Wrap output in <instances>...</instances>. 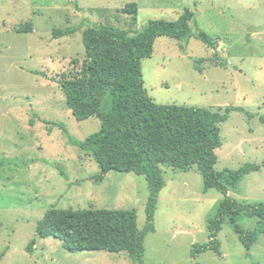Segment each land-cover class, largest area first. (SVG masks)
Instances as JSON below:
<instances>
[{
	"label": "rangeland",
	"instance_id": "374dc122",
	"mask_svg": "<svg viewBox=\"0 0 264 264\" xmlns=\"http://www.w3.org/2000/svg\"><path fill=\"white\" fill-rule=\"evenodd\" d=\"M131 4L139 7L136 15L123 12ZM187 9L195 14L194 32L220 39L218 50L192 38L183 51L180 41L159 38L153 58L142 62L146 92L160 105L222 114L227 107L244 109L253 118L233 112L221 124L215 171L262 166L264 0H0V255L7 251L0 264H135L124 252L72 253L55 237L39 239L33 253L26 251L51 208L136 210L139 229L146 224V178L114 171L99 181L94 157L70 145L56 124L85 141L100 131L101 122L77 121L51 79L79 72L89 25L138 32L152 20L175 22ZM28 26L32 32L19 33ZM68 28L77 31L54 38L55 31ZM163 173L165 187L143 264H264V234L248 257L229 217L218 234L219 253L193 259L194 246L209 242L210 222L224 197L215 189L205 192L197 168ZM230 196L264 203V169L246 176ZM238 223L259 231V219L242 216Z\"/></svg>",
	"mask_w": 264,
	"mask_h": 264
},
{
	"label": "trees",
	"instance_id": "16d2710c",
	"mask_svg": "<svg viewBox=\"0 0 264 264\" xmlns=\"http://www.w3.org/2000/svg\"><path fill=\"white\" fill-rule=\"evenodd\" d=\"M138 11L136 4L123 9L128 15H136ZM194 18L195 14L187 9L175 22L152 20L138 32L88 24L83 33L86 58L81 69L51 80L61 88L77 121L96 117L101 129L80 141L70 135L65 125L56 124V127L66 133L70 145L94 157L102 172L99 181L114 171L146 178L150 195L145 228L139 229L136 210L51 208L38 223L36 238L27 247V253L34 252L39 239L55 237L72 253L124 252L133 263L143 264L145 240L148 234L155 232L159 195L165 187L163 169L188 172L197 168L204 177L205 192L215 189L224 199L210 222L209 242L194 246L193 259L208 251L219 253L218 234L228 217L247 256L251 257L260 233L264 234V203L239 202L230 196V189L237 188L246 176L261 172L264 165L248 164L239 170L215 171L216 151L223 146L221 124L228 121L231 113L246 111L227 107L222 114L205 108L160 105L145 89L142 62L153 58L159 38L180 41L183 51L191 39L196 38L217 52L220 39H213L200 30L195 33L191 26ZM32 31V26L19 29V33ZM76 31V28L57 30L54 38L60 39ZM61 174L66 177L65 173ZM242 216L259 219V231L243 228L238 223ZM6 252L0 255V260Z\"/></svg>",
	"mask_w": 264,
	"mask_h": 264
}]
</instances>
